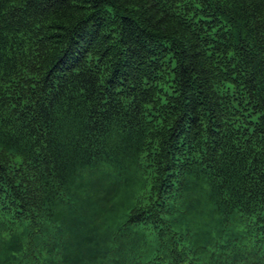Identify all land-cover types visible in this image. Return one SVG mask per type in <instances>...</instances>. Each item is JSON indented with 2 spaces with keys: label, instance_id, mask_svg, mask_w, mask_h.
<instances>
[{
  "label": "trees",
  "instance_id": "trees-1",
  "mask_svg": "<svg viewBox=\"0 0 264 264\" xmlns=\"http://www.w3.org/2000/svg\"><path fill=\"white\" fill-rule=\"evenodd\" d=\"M0 264H264V0H0Z\"/></svg>",
  "mask_w": 264,
  "mask_h": 264
}]
</instances>
